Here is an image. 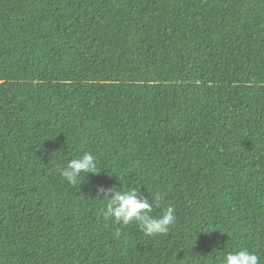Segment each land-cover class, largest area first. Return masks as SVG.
I'll return each mask as SVG.
<instances>
[{
    "label": "trees",
    "instance_id": "16d2710c",
    "mask_svg": "<svg viewBox=\"0 0 264 264\" xmlns=\"http://www.w3.org/2000/svg\"><path fill=\"white\" fill-rule=\"evenodd\" d=\"M85 152L100 173L67 183ZM92 184L159 193L176 222L114 224ZM240 248L264 264V0H0V264Z\"/></svg>",
    "mask_w": 264,
    "mask_h": 264
},
{
    "label": "clouds",
    "instance_id": "9594fccd",
    "mask_svg": "<svg viewBox=\"0 0 264 264\" xmlns=\"http://www.w3.org/2000/svg\"><path fill=\"white\" fill-rule=\"evenodd\" d=\"M63 179L72 185L87 182L89 174H98L97 161L90 152H85L79 158L71 159L60 169ZM132 185L136 180L129 181ZM95 189L99 196H103L104 206L101 214L114 224L129 225L136 222L140 225L143 233L147 237L169 232L170 226L176 222L175 209L167 206L159 216H153V209L160 207L162 196L155 193L149 195H138L139 188L129 187V190H117L110 187L107 190L100 184H92L90 191ZM222 264H260L257 254L250 252L246 248L229 251L222 257Z\"/></svg>",
    "mask_w": 264,
    "mask_h": 264
}]
</instances>
